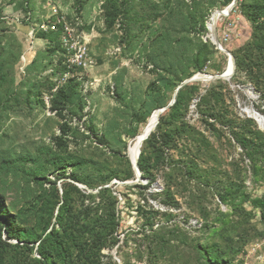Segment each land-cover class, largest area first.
<instances>
[{
	"label": "rangeland",
	"instance_id": "1",
	"mask_svg": "<svg viewBox=\"0 0 264 264\" xmlns=\"http://www.w3.org/2000/svg\"><path fill=\"white\" fill-rule=\"evenodd\" d=\"M232 1L0 0V204L7 208L1 215L0 205V219L20 217L37 228L47 180L61 171L50 165L52 155H68L77 164H64L65 173L85 182L62 178L60 192L75 184L96 195L108 187L113 198L104 205L83 209L74 191L72 205L95 224L111 201L119 215L101 263L215 264L205 257L211 251L229 264H264V217L250 204L264 195V122L251 116L264 118V99L244 72L185 84L177 118L163 112L153 140L142 145L149 179L136 181L128 154L143 119L172 100L179 80L227 70L231 61L207 24ZM255 3L264 6L236 0L215 23L234 60L264 54V16L251 18ZM54 10L79 18L93 66L69 70L54 36L30 35ZM198 53L207 59L202 71ZM34 257L35 250L8 247L0 264H35Z\"/></svg>",
	"mask_w": 264,
	"mask_h": 264
},
{
	"label": "trees",
	"instance_id": "2",
	"mask_svg": "<svg viewBox=\"0 0 264 264\" xmlns=\"http://www.w3.org/2000/svg\"><path fill=\"white\" fill-rule=\"evenodd\" d=\"M251 7H254L251 18L254 21L260 20L261 16H264V6L255 3ZM1 9L2 7L0 5V12ZM47 34H50L57 39L58 47L61 49L64 57V50L59 44L58 34L55 32H49ZM199 54L200 53H198L197 58L200 62L197 70L202 71L207 59L205 56ZM235 66V73L239 71L244 72L248 81L253 84L257 91H260L261 96L264 99V54L259 55L256 58H240L235 55ZM190 76L192 75L190 74L189 77ZM179 82L181 83L182 80H179ZM180 83L176 85V88ZM183 87L187 86L183 85L178 89L175 102L164 111L169 113L171 120H175L178 116L176 114L180 110V105L184 97L182 92ZM203 99L204 97H201V101ZM162 113L163 112L160 113L158 123L156 124L157 129L163 123ZM143 121L147 120L143 119ZM155 134L156 131L151 132L146 139L153 140ZM236 138L244 148L249 146V143L252 148L255 145L252 139H247L246 137H243L242 139L238 137ZM68 158V155L60 157L52 155L50 165L61 171L56 175L53 181L47 180L50 184V191H46L41 197V204L37 212V228L33 225L30 227L22 226L19 223L20 217L7 219L6 221H8V223H5L0 219V224L5 223L3 231L8 234L6 238H2V232L0 231V263H3V254L8 247H18L22 252L29 251L32 253L33 250H35L38 255V257L33 258L35 264H105L101 263L99 257L100 251L104 246L108 245V236L113 234L119 220V215L116 212L114 203L111 201L110 207H103L102 217L100 216L101 219L97 225L95 224L96 222L90 220L86 221L81 215L82 211L75 209L72 205L73 197L71 192L74 191L81 196V205L83 206V209L87 208V210L92 209L94 205H104L106 196L109 198L110 196L113 198V196L108 195L110 194L108 187H101L97 194L94 195L82 192V190L75 184L68 187L64 186L60 192L58 181L62 178L69 177L76 182H85L83 177L73 171L68 175L65 173L66 167L63 166L64 164H68V166H70L69 164L74 166L77 164L76 162L68 163ZM137 161L141 176L145 179H149L148 163L150 157L149 155H146L144 149H141ZM36 174H41L40 169L37 170ZM129 176H133V171ZM36 178L44 179L45 177L36 176ZM41 186L45 191L42 182ZM132 187L139 188L140 185H133ZM97 198L98 201L96 200ZM86 200H89L87 204L85 203ZM250 204L253 207L258 208L261 215L264 217V195L252 198ZM0 205L3 208L1 211V215H3V212H6L7 208L2 204ZM53 219L55 220L54 222H52ZM147 220L149 221V218ZM143 225L145 226V224ZM38 230H40V233L37 232ZM78 233L82 234L80 238L77 237ZM12 239L17 240V243L12 244L10 242ZM20 242H23V244L20 245ZM205 257L207 260H213L215 264H229L223 259L224 257L218 259L217 255L211 251L207 252Z\"/></svg>",
	"mask_w": 264,
	"mask_h": 264
},
{
	"label": "built area",
	"instance_id": "3",
	"mask_svg": "<svg viewBox=\"0 0 264 264\" xmlns=\"http://www.w3.org/2000/svg\"><path fill=\"white\" fill-rule=\"evenodd\" d=\"M54 11V17L49 21L41 22L37 27H33L30 35L33 36L37 31L57 33L59 44L64 50V64L69 70L74 68L87 69L93 66L94 62L89 54L87 40L84 34L76 28L79 18H75L73 21L66 12Z\"/></svg>",
	"mask_w": 264,
	"mask_h": 264
},
{
	"label": "bare ground",
	"instance_id": "4",
	"mask_svg": "<svg viewBox=\"0 0 264 264\" xmlns=\"http://www.w3.org/2000/svg\"><path fill=\"white\" fill-rule=\"evenodd\" d=\"M223 10L225 11L226 8H224ZM223 14L224 13H222V12H220L218 10L215 11L213 13V15L211 16L210 21L207 24L208 29H211V31H212V29L215 27V23H216L217 19L219 18L220 15H223ZM211 31L209 30V36H211ZM232 68H233V63L231 61L226 71L230 72L232 70ZM209 78H210L209 76L205 77L203 75H200V79L199 80L209 79ZM159 109L154 110L150 114V116H149L147 122L145 123L144 127L135 136L132 145L129 147L128 154H129V158H130V160L132 162V166H135V163L138 160V156H139L142 144H143L145 138H147V137H144V139L141 140L139 136L142 135V134H149L153 130V128H155V126H156V124L158 123V120H159V115L161 113V111ZM251 116H253L254 118H256L260 122H264V118L261 115H258L257 113H253Z\"/></svg>",
	"mask_w": 264,
	"mask_h": 264
},
{
	"label": "water",
	"instance_id": "5",
	"mask_svg": "<svg viewBox=\"0 0 264 264\" xmlns=\"http://www.w3.org/2000/svg\"><path fill=\"white\" fill-rule=\"evenodd\" d=\"M235 1H236V0H233L232 3H231L229 6L226 7V10H225V11H224V10H221L220 12L224 13L225 15L228 14L229 10H230L231 7L234 5ZM209 30L211 31V29H209ZM210 40H211L212 43L215 44V46H216L220 51L225 52V53L227 54V56H228V61H232V63H233V68H232V70H231L230 72H229V71H225V72L218 73V74H214V75H209V74H204V73H198V74H195V75H193V76H191V77L185 79V80L182 81V82L177 86V88L175 89V92H174V94H173V98H172V100H171L167 105H165V106H163V107H161V108L159 109L161 112H164L167 108H169V106H171V105L175 102V98H176L177 91H178V89H179L181 86L185 85V84L188 83V82H192V81H195V80H199V79H200V75H203V76H205V77H206V76H209V77L212 78V79L215 78V79H225V80H228V79L232 76V74H233L234 71H235V60H234V58H233L231 52L228 51L225 47H223V46L221 45V43L219 42V40H218V38H217V34H216V29H215V27H214V28L212 29V31H211ZM256 113L259 114L258 112H256ZM153 130H154V128H153ZM153 130H152V131H153ZM152 131H151V132H152ZM151 132H150V133H151ZM150 133H149V134H150ZM149 134H142V135H140L139 137H140V139L142 140V139H144V137H148ZM132 168H133V170H134V172H135L136 181H138V180L140 179V176H141V174H140V170H139V166H138V161L135 163V166H132Z\"/></svg>",
	"mask_w": 264,
	"mask_h": 264
}]
</instances>
